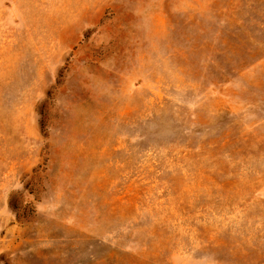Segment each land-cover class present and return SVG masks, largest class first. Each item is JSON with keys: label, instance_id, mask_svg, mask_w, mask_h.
I'll use <instances>...</instances> for the list:
<instances>
[{"label": "rangeland", "instance_id": "1", "mask_svg": "<svg viewBox=\"0 0 264 264\" xmlns=\"http://www.w3.org/2000/svg\"><path fill=\"white\" fill-rule=\"evenodd\" d=\"M0 264H264V0H0Z\"/></svg>", "mask_w": 264, "mask_h": 264}]
</instances>
